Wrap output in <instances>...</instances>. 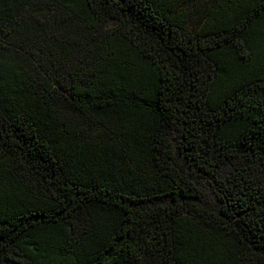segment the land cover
I'll return each mask as SVG.
<instances>
[{"label":"trees","instance_id":"obj_1","mask_svg":"<svg viewBox=\"0 0 264 264\" xmlns=\"http://www.w3.org/2000/svg\"><path fill=\"white\" fill-rule=\"evenodd\" d=\"M0 264H264V0H0Z\"/></svg>","mask_w":264,"mask_h":264}]
</instances>
